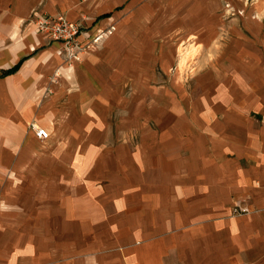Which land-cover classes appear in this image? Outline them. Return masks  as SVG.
Instances as JSON below:
<instances>
[{
	"label": "crops",
	"instance_id": "0c3cea01",
	"mask_svg": "<svg viewBox=\"0 0 264 264\" xmlns=\"http://www.w3.org/2000/svg\"><path fill=\"white\" fill-rule=\"evenodd\" d=\"M115 3L0 0V264H264V29L189 117L107 141L102 118L131 115L168 63L137 66L115 35L68 63L29 15L62 13L91 37Z\"/></svg>",
	"mask_w": 264,
	"mask_h": 264
},
{
	"label": "rangeland",
	"instance_id": "374dc122",
	"mask_svg": "<svg viewBox=\"0 0 264 264\" xmlns=\"http://www.w3.org/2000/svg\"><path fill=\"white\" fill-rule=\"evenodd\" d=\"M117 1L108 13V22L100 29L101 40L115 35L132 49L136 65H152L165 59L169 78L152 80L148 86L153 89L152 95H144L146 91L137 87L131 115L123 111L102 118L107 141L120 139L114 130L120 126L123 130L130 128V122L168 123L189 117L187 105L192 99L209 101L214 94L210 95L208 88L224 83V77L214 73L223 72V63L229 59L237 69L241 58L238 50L252 51L250 36L264 29V0ZM242 28L239 38L244 42L239 45L232 36L240 35ZM160 87L167 89L164 95L154 91ZM133 133L128 129L123 132L124 137H132ZM114 150V146L108 149L110 153ZM53 153L51 150L50 155Z\"/></svg>",
	"mask_w": 264,
	"mask_h": 264
},
{
	"label": "built area",
	"instance_id": "2783aa9c",
	"mask_svg": "<svg viewBox=\"0 0 264 264\" xmlns=\"http://www.w3.org/2000/svg\"><path fill=\"white\" fill-rule=\"evenodd\" d=\"M29 20L34 26V30L46 39L56 41L59 44L57 53L68 63L82 61L88 47L102 38L103 31H97L89 37L82 30V25L78 20H70L62 13H45L42 11H31ZM34 137L38 140H45L48 134L42 128L29 125ZM236 212H244L245 209L235 205Z\"/></svg>",
	"mask_w": 264,
	"mask_h": 264
},
{
	"label": "trees",
	"instance_id": "16d2710c",
	"mask_svg": "<svg viewBox=\"0 0 264 264\" xmlns=\"http://www.w3.org/2000/svg\"><path fill=\"white\" fill-rule=\"evenodd\" d=\"M13 68H9L6 72H9V71H11ZM5 73V72H4Z\"/></svg>",
	"mask_w": 264,
	"mask_h": 264
}]
</instances>
